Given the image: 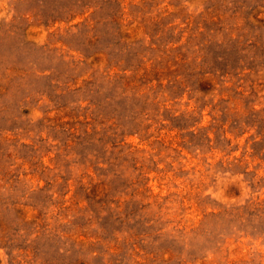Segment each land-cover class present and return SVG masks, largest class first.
<instances>
[{
	"label": "rangeland",
	"instance_id": "obj_1",
	"mask_svg": "<svg viewBox=\"0 0 264 264\" xmlns=\"http://www.w3.org/2000/svg\"><path fill=\"white\" fill-rule=\"evenodd\" d=\"M0 264H264V0H0Z\"/></svg>",
	"mask_w": 264,
	"mask_h": 264
}]
</instances>
